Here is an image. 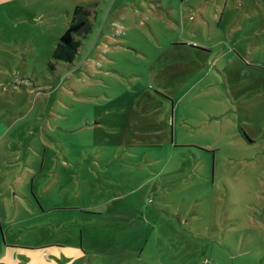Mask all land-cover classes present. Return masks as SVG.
I'll list each match as a JSON object with an SVG mask.
<instances>
[{
	"label": "rangeland",
	"instance_id": "1",
	"mask_svg": "<svg viewBox=\"0 0 264 264\" xmlns=\"http://www.w3.org/2000/svg\"><path fill=\"white\" fill-rule=\"evenodd\" d=\"M0 264H264V0L1 2Z\"/></svg>",
	"mask_w": 264,
	"mask_h": 264
},
{
	"label": "trees",
	"instance_id": "2",
	"mask_svg": "<svg viewBox=\"0 0 264 264\" xmlns=\"http://www.w3.org/2000/svg\"><path fill=\"white\" fill-rule=\"evenodd\" d=\"M90 12L77 5L72 13L69 26L60 37L53 58L61 62H73L81 46V37L91 30Z\"/></svg>",
	"mask_w": 264,
	"mask_h": 264
},
{
	"label": "crops",
	"instance_id": "3",
	"mask_svg": "<svg viewBox=\"0 0 264 264\" xmlns=\"http://www.w3.org/2000/svg\"><path fill=\"white\" fill-rule=\"evenodd\" d=\"M10 0H0V3L2 2V4H4V3H7V2H9ZM8 248V250H11V248H14V249H17V251L18 250H20L21 248H19V247H11V246H8L7 247ZM27 250H29V251H31L32 249H27ZM22 257H25L27 260H29L30 259V257L27 255V256H25V254H20Z\"/></svg>",
	"mask_w": 264,
	"mask_h": 264
}]
</instances>
